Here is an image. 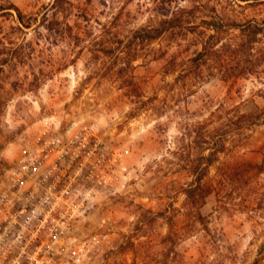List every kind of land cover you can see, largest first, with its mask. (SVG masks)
Segmentation results:
<instances>
[{
    "label": "rangeland",
    "instance_id": "1",
    "mask_svg": "<svg viewBox=\"0 0 264 264\" xmlns=\"http://www.w3.org/2000/svg\"><path fill=\"white\" fill-rule=\"evenodd\" d=\"M58 2L0 0V149L75 122L127 151L95 197L88 228L104 239L91 264H264V89L247 95L264 83V0ZM125 121L152 127L122 143ZM215 141L224 150L198 186ZM7 172L0 160V181Z\"/></svg>",
    "mask_w": 264,
    "mask_h": 264
},
{
    "label": "built area",
    "instance_id": "2",
    "mask_svg": "<svg viewBox=\"0 0 264 264\" xmlns=\"http://www.w3.org/2000/svg\"><path fill=\"white\" fill-rule=\"evenodd\" d=\"M14 171L0 181V264H91L104 237L88 228L99 190L123 170L125 149L97 123L44 126L29 137ZM16 248L4 249L17 235Z\"/></svg>",
    "mask_w": 264,
    "mask_h": 264
},
{
    "label": "clouds",
    "instance_id": "3",
    "mask_svg": "<svg viewBox=\"0 0 264 264\" xmlns=\"http://www.w3.org/2000/svg\"><path fill=\"white\" fill-rule=\"evenodd\" d=\"M66 70V69H65ZM261 89H264V83L260 82H253V81H248V87H247V95L250 96L253 92H258ZM227 94V93H226ZM247 97H242L241 99H246ZM238 106V105H237ZM119 118V117H117ZM162 120L167 121L168 117L164 116L161 117ZM193 119H196L195 116H193ZM199 119H204L203 116L199 117ZM127 121L122 122L120 126H118V131L120 136L124 138L122 143H126L128 141V138L131 137L132 139H136L137 137H140L144 135L145 133L148 132V130L152 127L151 124H146V123H139L137 122L136 124H133L131 128L128 131H124V127L126 126ZM106 127H111L110 123H106ZM170 134L171 138L169 139V144L172 147V150L175 151L176 148V143H175V137L180 135V132L177 130L175 122H172L170 125ZM9 149H0V160H4L7 166V170L9 172L14 171V164L16 163L17 160L20 159L21 156H26V153L23 152V150L19 149L16 147L14 144L10 142ZM169 158L171 159V155H169ZM152 157L145 156L143 159H135L133 158L131 161L132 165H135L136 168H142L144 165L148 164ZM10 162V163H9ZM127 171V169H125ZM134 175L133 172H129V176ZM21 237L18 234L14 239H11L10 243L7 244V247L4 249L6 252L7 249L11 248H16L20 241ZM252 241V236L249 235L245 239V250H247L248 246H250ZM22 251L20 248H16V253L14 254V258L11 260L10 264H18L19 261V252Z\"/></svg>",
    "mask_w": 264,
    "mask_h": 264
},
{
    "label": "trees",
    "instance_id": "4",
    "mask_svg": "<svg viewBox=\"0 0 264 264\" xmlns=\"http://www.w3.org/2000/svg\"><path fill=\"white\" fill-rule=\"evenodd\" d=\"M240 1H247V0H240ZM59 6H60V2H58V0H53L51 7L56 9V8H59ZM8 9L15 10L18 14V19L20 20V22H22L21 21L22 20L21 14L16 7H10ZM161 26L162 27L154 29L153 31H148V32L143 33V34H141L140 32L135 33L133 35V38L134 39L139 38V40H141L142 42H144V41L150 42V41L156 39L157 37H159L161 34H163V32L165 30H167L166 28H164V24H162ZM210 30H215V27L210 26ZM211 39H213V38H211ZM211 39L208 38L207 41L202 43L201 51L194 58L190 59L189 62L192 64H195V68H198L203 63H205L207 56L212 52L214 45L211 42ZM243 116H248V115H243ZM211 145L212 146L208 149L209 150L208 156L205 158V164H206L205 169L203 171H200V172H197V171L195 172L193 170V173L195 174V182L197 183L198 186H199L201 180L203 179V177L206 175L208 168L216 161L218 154L224 150V145L219 144L218 141H215Z\"/></svg>",
    "mask_w": 264,
    "mask_h": 264
}]
</instances>
